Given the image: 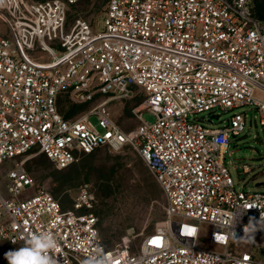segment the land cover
Listing matches in <instances>:
<instances>
[{"label": "built area", "instance_id": "2783aa9c", "mask_svg": "<svg viewBox=\"0 0 264 264\" xmlns=\"http://www.w3.org/2000/svg\"><path fill=\"white\" fill-rule=\"evenodd\" d=\"M82 1L0 0L11 37L0 30V167L36 150L64 170L103 148L133 145L165 195L166 217L137 251L109 249L88 184L65 211L17 167L6 175L10 198L0 189V242L20 248L31 234L49 233L57 264H264V225H249L264 214V192L237 189L226 167L247 114L220 128L197 118L249 106L264 126V19L252 0H108L102 30L69 22ZM138 91L140 125L127 132L108 105ZM66 94L78 106L106 99L65 120L58 104ZM246 227L254 239L241 238Z\"/></svg>", "mask_w": 264, "mask_h": 264}, {"label": "rangeland", "instance_id": "374dc122", "mask_svg": "<svg viewBox=\"0 0 264 264\" xmlns=\"http://www.w3.org/2000/svg\"><path fill=\"white\" fill-rule=\"evenodd\" d=\"M107 6L108 0H85L71 8L68 20L72 23L78 18H84L93 27L102 30ZM0 30L11 40L5 25L0 24ZM104 99L106 98L99 94L95 97L97 102L82 109L72 106L70 94L63 95L60 100L61 115L70 114V119H74ZM68 101L71 104H68ZM143 101L144 95L139 92V95L132 99L111 100L108 108L112 118L122 129L134 132L140 122L133 112L141 107ZM235 114H247V126L239 137H231L226 167L237 189L245 192H264V186L257 187L264 184V126L261 124L260 113L245 106L229 112L216 111L213 115L218 116L219 120H214L213 123L208 121V117L212 116L209 113L197 118L208 128H220ZM143 119L150 123L156 121V117L149 112L143 113ZM90 121L103 132L98 126L96 116L90 117ZM245 164L252 167L249 175L243 173L242 167ZM17 167H23L35 180L36 186L46 189L59 200L65 211L74 210V198L80 188L88 184L95 197L94 213L100 221V232L109 249L128 246L133 252L137 251L143 239L153 233L163 221L166 199L136 146L129 145L119 151L103 148L65 170H58L46 156L39 153L19 157L0 167V189L6 198H10L6 175ZM153 185L163 194L165 203H151L147 206L140 199L145 192L154 191ZM34 192L35 189H31L28 194L32 195ZM154 206L159 207L157 216L154 215ZM201 245H207L204 238ZM15 249L18 247L5 241L0 242V264H8L4 254Z\"/></svg>", "mask_w": 264, "mask_h": 264}, {"label": "clouds", "instance_id": "9594fccd", "mask_svg": "<svg viewBox=\"0 0 264 264\" xmlns=\"http://www.w3.org/2000/svg\"><path fill=\"white\" fill-rule=\"evenodd\" d=\"M249 225L253 226V230L256 226L264 225V214L261 215L259 221L250 218ZM261 229H264V227ZM241 238L245 240L254 239L247 227L244 236ZM56 248V241L51 234H31L22 247L7 251L4 258L8 261V264H57V260L48 254Z\"/></svg>", "mask_w": 264, "mask_h": 264}, {"label": "trees", "instance_id": "16d2710c", "mask_svg": "<svg viewBox=\"0 0 264 264\" xmlns=\"http://www.w3.org/2000/svg\"><path fill=\"white\" fill-rule=\"evenodd\" d=\"M46 1V0H45ZM85 0H83L82 2H84ZM82 2H80V3H78V4H81ZM78 4H76V5H78ZM76 5H74V6H76ZM73 7V6H72ZM71 7V8H72ZM71 8H70V10H71ZM252 10H253V12H254V14H255V16L258 18V19H264V0H252ZM69 18V17H68ZM82 19H84V18H82ZM139 92L140 91H138V93H137V96L139 95ZM142 93V92H141ZM143 94V93H142ZM144 95V94H143ZM62 96L63 95H61L60 96V98H59V104H58V111H59V113L60 114H62L61 113V110H60V100H61V98H62ZM136 96V97H137ZM68 104H71V102L70 101H68L67 102ZM90 104H86V105H82V106H78V105H76V104H73L72 103V106H75L76 108H87L88 106H89ZM70 117H71V115L70 114H67L66 116H63V118L65 119V120H70ZM98 151H100V150H98ZM98 151H96V152H98ZM34 152H36V150H32V151H30L29 152V154L30 153H34ZM95 152V153H96ZM94 154V153H93ZM43 155V154H42ZM90 155H92V154H90ZM90 155H86V156H90ZM45 156V155H44ZM86 156H83V158L84 157H86ZM73 166V165H72ZM71 167V166H70ZM70 167H68V168H70ZM68 168H66V169H68ZM65 170V169H64ZM157 182V181H156ZM152 189H154V191H149V192H145L143 195H142V197H141V202L142 203H145V205H147V206H150V204L151 203H153V205H157V204H160L161 202L163 203H165V201H164V197H165V195H164V197H163V194L159 191V189H157L156 188V186L155 185H153V187H152ZM163 192V191H162ZM166 199V198H165ZM154 208H155V213H154V215L155 216H157L158 215V212H156L157 211V209H159V207H155L154 206ZM166 209H167V200H166V204H165V207H164V215H163V220L165 219V217H166ZM98 217V216H97ZM99 223H100V221H99ZM99 230H100V227H99ZM100 234H101V232H100ZM101 237H102V235H101ZM102 239H103V237H102ZM103 241H104V239H103ZM104 244H105V242H104ZM106 245V244H105ZM107 247V246H106ZM108 248V247H107Z\"/></svg>", "mask_w": 264, "mask_h": 264}, {"label": "water", "instance_id": "95a60500", "mask_svg": "<svg viewBox=\"0 0 264 264\" xmlns=\"http://www.w3.org/2000/svg\"><path fill=\"white\" fill-rule=\"evenodd\" d=\"M212 119L219 120V117L218 116H212ZM261 186H264V184L257 185V187H261Z\"/></svg>", "mask_w": 264, "mask_h": 264}, {"label": "crops", "instance_id": "0c3cea01", "mask_svg": "<svg viewBox=\"0 0 264 264\" xmlns=\"http://www.w3.org/2000/svg\"><path fill=\"white\" fill-rule=\"evenodd\" d=\"M258 97H260L262 100H264V95L261 93H258Z\"/></svg>", "mask_w": 264, "mask_h": 264}]
</instances>
